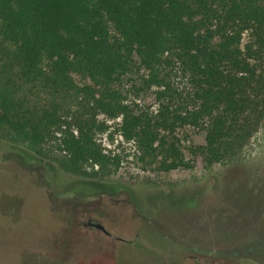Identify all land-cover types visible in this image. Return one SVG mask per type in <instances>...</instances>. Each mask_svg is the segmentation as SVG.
<instances>
[{
    "label": "trees",
    "instance_id": "16d2710c",
    "mask_svg": "<svg viewBox=\"0 0 264 264\" xmlns=\"http://www.w3.org/2000/svg\"><path fill=\"white\" fill-rule=\"evenodd\" d=\"M142 68L157 111L135 112L117 87ZM101 115L164 170L189 165L185 125L206 130L191 152L207 163L240 153L264 124V0H0V130L42 158L55 140L61 167L91 176L120 163L98 141Z\"/></svg>",
    "mask_w": 264,
    "mask_h": 264
},
{
    "label": "rangeland",
    "instance_id": "374dc122",
    "mask_svg": "<svg viewBox=\"0 0 264 264\" xmlns=\"http://www.w3.org/2000/svg\"><path fill=\"white\" fill-rule=\"evenodd\" d=\"M167 73L175 90H191L179 66ZM147 74L135 69L117 84L135 112L159 106ZM101 118L110 127L98 141L120 163L89 164L91 176L61 167L55 140L42 158L0 130V264H264V124L240 153L212 164L191 152L206 130L178 127L189 165L164 170L140 160L120 117ZM89 215L123 238L85 225Z\"/></svg>",
    "mask_w": 264,
    "mask_h": 264
},
{
    "label": "flooded vegetation",
    "instance_id": "af4514ba",
    "mask_svg": "<svg viewBox=\"0 0 264 264\" xmlns=\"http://www.w3.org/2000/svg\"><path fill=\"white\" fill-rule=\"evenodd\" d=\"M83 223L87 226H90V228H96L102 232H104L105 234L109 235V236H112V237H115L116 239H122L123 237L119 236V235H115L112 233L111 230H109L107 228V226L104 224V222L102 221L101 218H98L96 216H93V215H89L87 217L86 220L83 221ZM101 224L104 225V227L101 226ZM196 261H197V264H203L200 259L198 258V256H196ZM211 260H208L206 264H210Z\"/></svg>",
    "mask_w": 264,
    "mask_h": 264
},
{
    "label": "water",
    "instance_id": "95a60500",
    "mask_svg": "<svg viewBox=\"0 0 264 264\" xmlns=\"http://www.w3.org/2000/svg\"><path fill=\"white\" fill-rule=\"evenodd\" d=\"M101 226H102V227H104V225H103V224H101Z\"/></svg>",
    "mask_w": 264,
    "mask_h": 264
}]
</instances>
